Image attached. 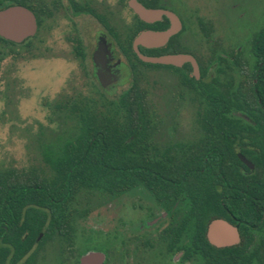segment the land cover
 <instances>
[{
	"label": "flooded vegetation",
	"instance_id": "1",
	"mask_svg": "<svg viewBox=\"0 0 264 264\" xmlns=\"http://www.w3.org/2000/svg\"><path fill=\"white\" fill-rule=\"evenodd\" d=\"M129 1L36 0L35 34L20 42L0 37V63L5 58L22 61L26 55L32 56L34 50L38 51L35 59L44 53L57 55L59 50L54 44L48 45V36L58 29L79 64L84 62L87 48L91 50L92 77L105 97L115 99L118 90L129 81V62L121 48L124 37L130 31H137L135 37L144 31H168L172 17L177 21L176 33L163 45L139 46L138 51L147 57L189 56L198 76L194 75L190 62L151 64L159 68L139 67L140 70H164L172 97L170 106L178 103L191 108L186 126H178L169 117L170 125L162 128L149 95L159 123L152 135V145L166 151L164 164L194 160L203 166L220 164L227 168V173L153 174L149 177L153 182L149 187L139 185L114 193L95 194L106 202L114 200L116 203L111 228L105 220L97 237L90 234L83 245H78L75 222L90 211L85 209L82 216L78 213L75 217L70 213L68 223L72 237L65 252L60 250L55 237L29 254H4L0 256V264H264V126L253 125L252 117L238 112L232 115L243 118L248 126L203 128L197 125V118L202 114L197 107L201 105L204 85H211L215 93L224 94L230 100L255 101L262 108L264 11L258 23L246 22L235 31L230 23L222 20L219 8L216 12L207 8L210 0H135L147 10L162 13L148 23L134 14ZM214 2L220 6L221 0ZM123 7L130 12L125 32ZM62 27L64 30L60 29ZM79 50L83 56H78ZM143 51L157 52L158 56H148ZM191 78L197 84H193ZM173 114L178 112L173 111ZM72 135L73 129L65 138L57 137L45 145L43 151ZM158 180L161 183H157ZM186 182H190L193 189L188 190ZM23 221L22 216L20 222ZM3 224L5 228L8 223L3 220ZM42 237L40 233L37 242ZM51 246L56 248V255H44Z\"/></svg>",
	"mask_w": 264,
	"mask_h": 264
},
{
	"label": "trees",
	"instance_id": "2",
	"mask_svg": "<svg viewBox=\"0 0 264 264\" xmlns=\"http://www.w3.org/2000/svg\"><path fill=\"white\" fill-rule=\"evenodd\" d=\"M15 5L27 8L37 17L36 0H0V10ZM136 34L137 31H130L122 41V54L130 70L128 86L117 98L109 99L104 93L95 92L92 97H69L56 105L72 121L73 135L45 147L43 161L47 172L0 167V241L7 243H0V256L29 254L55 237L60 250L65 252L72 237L68 217L70 213L78 216L76 205L81 194L114 193L139 185L149 187L153 183L149 177L153 174L227 173V168L220 164L203 166L194 160L174 165L162 162L166 151L152 145V135L159 123L139 68L160 66L142 63L134 55L131 41ZM143 52L158 56L157 52ZM77 54L82 55L80 50ZM191 82L197 84L194 78ZM261 106L255 101L230 100L224 94L215 93L211 85H204L201 105L197 107L202 113L197 125L203 128L248 126L243 118L232 115L238 112L252 117L253 125L264 126V101ZM186 184L188 190L193 189L190 182ZM22 216L24 221L20 222ZM3 220L8 223L5 228ZM40 233L43 237L37 242Z\"/></svg>",
	"mask_w": 264,
	"mask_h": 264
},
{
	"label": "rangeland",
	"instance_id": "3",
	"mask_svg": "<svg viewBox=\"0 0 264 264\" xmlns=\"http://www.w3.org/2000/svg\"><path fill=\"white\" fill-rule=\"evenodd\" d=\"M207 8L215 12L219 8L223 13L222 20L238 31L246 22H259L258 17L264 11V1L221 0L218 6L217 2L210 0ZM129 23L130 12L123 7V32ZM60 29L64 30V27ZM62 37L63 34L58 29L48 36V45L54 44L59 50L57 55L44 53L35 59L38 51L34 50L32 56L26 55L22 61L14 62L5 58L0 63L1 168L24 171L34 168L47 172L42 160L43 147L54 142L57 137L65 138L73 129L67 113L58 111L56 105L69 97H92L95 92H100L92 77L91 50L87 48L85 60L79 64V60L71 54L69 45ZM34 44L35 39L33 46ZM122 61L126 65V60L122 58ZM141 71L158 117L162 121V128L170 125L169 117L178 126H186L191 116V108L178 103L170 106L172 97L164 70ZM127 86L128 83L124 84L116 94L119 95ZM173 111L178 114L174 115ZM115 206L114 200L106 202L95 194H81L76 205L79 216H82L85 209L90 213L75 222L76 244L83 245L86 236L90 234L97 237L96 233L104 228L105 220L111 228ZM44 255H56V248L49 247Z\"/></svg>",
	"mask_w": 264,
	"mask_h": 264
},
{
	"label": "water",
	"instance_id": "4",
	"mask_svg": "<svg viewBox=\"0 0 264 264\" xmlns=\"http://www.w3.org/2000/svg\"><path fill=\"white\" fill-rule=\"evenodd\" d=\"M129 8L143 22H150L153 17H159L162 13L158 11L147 10L140 6L135 0H130ZM172 27L162 33H154L149 31L141 32L132 42V49L138 59L144 63L159 64V65H180L184 62L193 64V73L197 77L198 72L193 59L184 55H165L160 57H147L141 55L138 47L151 48L157 45H163L170 36L176 33L178 29L177 21L171 17ZM36 19L34 14L27 8L22 6H9L0 10V37L13 41L20 42L35 34Z\"/></svg>",
	"mask_w": 264,
	"mask_h": 264
}]
</instances>
